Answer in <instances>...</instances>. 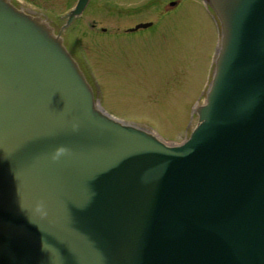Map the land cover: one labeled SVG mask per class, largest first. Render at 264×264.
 Returning <instances> with one entry per match:
<instances>
[{"label":"water","instance_id":"95a60500","mask_svg":"<svg viewBox=\"0 0 264 264\" xmlns=\"http://www.w3.org/2000/svg\"><path fill=\"white\" fill-rule=\"evenodd\" d=\"M204 1L221 39L176 144L108 114L67 50L90 0L58 34L0 0V264H264V0Z\"/></svg>","mask_w":264,"mask_h":264},{"label":"rangeland","instance_id":"374dc122","mask_svg":"<svg viewBox=\"0 0 264 264\" xmlns=\"http://www.w3.org/2000/svg\"><path fill=\"white\" fill-rule=\"evenodd\" d=\"M11 1L45 18L58 34L77 0ZM172 1L180 2L179 9L162 19ZM147 22L156 24L154 30L125 33ZM62 37L106 111L166 141L188 138L197 123L193 109L205 102L220 39L202 0H91Z\"/></svg>","mask_w":264,"mask_h":264},{"label":"flooded vegetation","instance_id":"af4514ba","mask_svg":"<svg viewBox=\"0 0 264 264\" xmlns=\"http://www.w3.org/2000/svg\"><path fill=\"white\" fill-rule=\"evenodd\" d=\"M178 5L180 6V2H179ZM179 6L175 7L174 10L179 9ZM141 9H143V8H141ZM170 10H171V9L169 8L168 5L165 6V7H164V11H163V13H162V15H161V16H162L161 18H162V19L165 18V17H166V14L169 13ZM119 12L121 13V12H122V9H121V10L118 9V14H120ZM128 12H131V11H128ZM147 23H148V22H147ZM152 23H153V22H152ZM137 25H138V24H137ZM155 25H156V24L153 23V26H154V27H155ZM135 26H136V25H135ZM130 29H131V28H130ZM128 30H129V29H127V31H128ZM126 33H127V32H126Z\"/></svg>","mask_w":264,"mask_h":264}]
</instances>
